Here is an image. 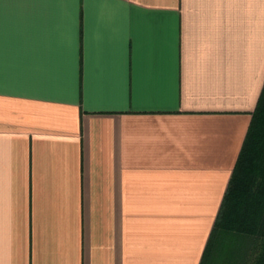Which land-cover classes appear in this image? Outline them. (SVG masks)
<instances>
[{"label":"crops","instance_id":"1","mask_svg":"<svg viewBox=\"0 0 264 264\" xmlns=\"http://www.w3.org/2000/svg\"><path fill=\"white\" fill-rule=\"evenodd\" d=\"M264 83V0H0V264H199Z\"/></svg>","mask_w":264,"mask_h":264},{"label":"trees","instance_id":"2","mask_svg":"<svg viewBox=\"0 0 264 264\" xmlns=\"http://www.w3.org/2000/svg\"><path fill=\"white\" fill-rule=\"evenodd\" d=\"M199 264H264V83Z\"/></svg>","mask_w":264,"mask_h":264}]
</instances>
